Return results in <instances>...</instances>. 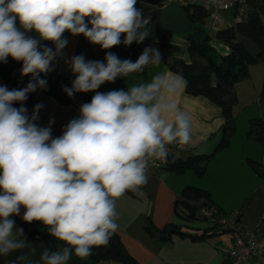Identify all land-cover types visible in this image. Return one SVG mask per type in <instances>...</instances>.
Instances as JSON below:
<instances>
[{
  "label": "clouds",
  "instance_id": "9594fccd",
  "mask_svg": "<svg viewBox=\"0 0 264 264\" xmlns=\"http://www.w3.org/2000/svg\"><path fill=\"white\" fill-rule=\"evenodd\" d=\"M137 0H0V63L21 62V75L32 79L22 89L0 86V256L26 247L15 215L26 223L39 221L48 235L63 242L58 250L44 248L38 261L17 256L23 264H69L105 246L119 225L116 200L147 183L150 161H165L168 146L191 140L190 121L174 97L185 87L181 74L157 73L127 90L99 92L117 78L158 66L160 52L146 47L135 62L106 51L105 61L75 55L65 61L75 76L64 87L68 97L94 92L60 136L51 124L37 125L43 107L31 116L23 107L29 93L46 88L41 73L67 45L64 33L83 35L101 50L123 43H142L150 17ZM29 33H35L30 35ZM124 36L121 41V36ZM51 42L53 48L42 44ZM21 107H14V104ZM171 118V119H169ZM35 254V248L31 249ZM15 264V262H13Z\"/></svg>",
  "mask_w": 264,
  "mask_h": 264
},
{
  "label": "crops",
  "instance_id": "0c3cea01",
  "mask_svg": "<svg viewBox=\"0 0 264 264\" xmlns=\"http://www.w3.org/2000/svg\"><path fill=\"white\" fill-rule=\"evenodd\" d=\"M136 7L142 10L145 17H150L148 25L150 35L142 43L133 42L130 46L121 43L109 50H101L98 45L91 44L83 35L73 36L65 32L64 38L68 43L62 50V54L56 57L60 75L72 84L75 76L65 61L75 55H83L86 61L104 62L106 51H110L121 60L129 59L135 62L146 47L153 46L158 49V43L162 41L164 44L178 47V51L173 53L166 47L161 49V54L167 60L180 58L188 62L186 37L192 32L193 26L183 7L173 2L150 7L139 0H137ZM226 18L229 19V15H226ZM29 34L35 35V33ZM123 39L122 35L121 41ZM184 48L187 60H185V55L179 54ZM6 64L13 69L14 73L21 71V66L10 58ZM157 73L175 75L162 61L158 66L150 65L142 73H133L128 77L117 78L112 83H105L97 91L127 90L133 85L150 81ZM0 86H4L1 80ZM185 88L186 86L173 99L189 118L191 140L172 157V162L186 161L193 157H209L205 172L198 177L191 170L179 175L170 168L161 171L148 170L146 184L136 191H126L116 200V222L119 225L116 234L125 251L138 264H264V257L251 262H241L217 252L216 245H230V235L227 233L201 241L181 239L177 236L166 239V236L161 233V230L169 224L178 226L182 232L191 235H198L209 227L199 212L195 215L196 220L189 223L183 222L175 214V203L183 201L182 190L187 186H193L208 191L213 205L220 211L239 212L240 229L243 232L255 231L257 238L264 243V178L252 170L247 163L248 159H252L261 162L264 167V154L260 146L264 142L258 143L246 137L251 119L264 120V115L262 116L260 111L262 109H254L246 113L244 118L233 114L232 109L233 134L228 146L218 149L226 123L220 108L204 97L188 95ZM29 94L37 104L43 105L38 113V126L48 127L49 120H54L51 124L54 138L62 134L64 127L71 119L79 117V108L86 103L79 97L73 96L69 104H60L38 89ZM85 94L92 99L95 93ZM234 95L236 104L245 96L244 92L239 94L235 86ZM247 104L248 102L245 104L246 107ZM238 119L242 120L238 122ZM243 121L246 127L244 132L241 127ZM187 203L199 207L204 202L199 200ZM23 212L24 209L21 207L20 215H15V217L23 220ZM15 228L19 227L15 225ZM51 239L56 250L61 248V241L53 237ZM32 248H35L34 255L31 254ZM43 249V240L35 236L28 245L26 255H29L32 261H38ZM69 264L88 263L80 262L72 257ZM99 264L120 263L101 262Z\"/></svg>",
  "mask_w": 264,
  "mask_h": 264
},
{
  "label": "trees",
  "instance_id": "16d2710c",
  "mask_svg": "<svg viewBox=\"0 0 264 264\" xmlns=\"http://www.w3.org/2000/svg\"><path fill=\"white\" fill-rule=\"evenodd\" d=\"M150 7H157L166 4L163 0H139ZM245 3L244 13L236 16L232 26L225 27L212 35H209L204 27L208 12L197 5L182 6L186 12L189 21L192 23L193 30L186 37L188 62L180 58H172L167 60L160 52V49L166 47L170 52H177L178 47L174 45L164 44L163 41L158 43L161 59L168 69L174 74H181L185 80L186 93L191 96H201L209 100L212 104L220 108L222 116L225 118L223 137L218 145V149H222L229 144V140L234 131L232 120V109L236 104L234 95V85L243 79L249 77V67L261 62L264 65V0H243ZM243 40L251 43L253 53L244 45ZM212 41L225 47L228 54L221 55L218 50L211 45ZM48 47L53 48L51 42L43 41ZM153 47V46H152ZM155 48V47H153ZM10 60L14 61L11 57ZM21 67V62H17ZM150 65L146 68L148 69ZM52 70L48 73H41L40 78L47 81L46 88H38L46 96L55 99L60 104H69L70 97L63 91L64 87H71L72 84L64 79L59 73V63L57 58L53 60ZM32 79L31 75L22 76L21 71L14 73L6 63H0V80L4 82L9 90L22 89L27 86ZM74 96L79 97L82 101L88 103L91 99L85 93H76ZM257 102L261 109L264 110V74L261 88L257 94ZM35 99L29 94L28 99L23 102V107L27 109V113L31 116ZM14 107H21L17 103ZM37 123V121H36ZM38 125V124H37ZM246 137L258 143L264 142V121L261 118L251 119L249 121ZM54 138V137H53ZM209 157H193L186 161L172 162L169 159L167 167L175 174H182L188 170L193 171L198 177H201L206 169ZM248 165L260 177L264 178V167L261 162L252 159L247 160ZM183 201L175 203V214L186 223L196 220V213L201 207H215L212 203L208 191L193 186L185 187L181 192ZM203 200V204L197 207L189 205L187 202H197ZM222 212V211H221ZM15 225L23 229V237L26 247L23 250L14 251L8 256H0V264H23L17 261V256L26 254L28 245L33 241L35 236H39L44 242V248L56 250L51 236L48 235L47 229L39 221L26 223L15 216L12 217ZM161 233L170 239L171 236H177L181 239L188 238L191 241H201L211 238L219 234H226L217 227L209 226L202 230L198 235L184 233L180 227L169 224L161 230ZM61 242V247H63ZM76 260L88 263L99 264L101 262H116L120 264H138L125 251L119 236L113 234L109 243L105 246L95 247L92 254L84 259L73 256Z\"/></svg>",
  "mask_w": 264,
  "mask_h": 264
},
{
  "label": "built area",
  "instance_id": "2783aa9c",
  "mask_svg": "<svg viewBox=\"0 0 264 264\" xmlns=\"http://www.w3.org/2000/svg\"><path fill=\"white\" fill-rule=\"evenodd\" d=\"M165 3H177L184 5H197L208 12V17L213 19V33L232 26L235 15L238 16L245 11L243 0H163ZM229 15V19L226 18ZM183 147L175 144L168 146V155L165 161H150L148 170L161 171L167 167L168 161ZM199 213L202 219L212 227L226 231L230 235V245L218 244L216 251L230 259L251 262L264 257V243H262L255 231L243 232L240 227V213H224L214 207H201Z\"/></svg>",
  "mask_w": 264,
  "mask_h": 264
},
{
  "label": "rangeland",
  "instance_id": "374dc122",
  "mask_svg": "<svg viewBox=\"0 0 264 264\" xmlns=\"http://www.w3.org/2000/svg\"><path fill=\"white\" fill-rule=\"evenodd\" d=\"M213 24V19L208 17L205 21L204 27L206 32L209 35L213 34V31L211 29ZM242 42L244 43V45L246 47H248L253 53H255L256 51L253 49L251 43H249L247 40H243ZM163 49V48H162ZM159 50V48H158ZM160 52H162V50L160 49ZM180 55H185L186 58L185 60H187V54H185V48L181 49V52L179 53ZM263 74H264V65L261 62H258L252 66L249 67V77L247 79H243V80H239L234 86L235 89L237 90V92L240 94V92H244V99L238 101L237 104L234 105L233 107V114H237L239 115V118H244L246 117V113L253 111L254 109H261L258 105L257 102V94L261 88V84H262V80H263ZM248 102V108L245 106V104ZM247 108V109H246ZM246 110V111H245ZM261 111V115H264V110H260ZM264 119V118H263ZM239 120L242 119H238ZM264 121V120H263ZM244 121L241 124L242 127V131L244 132V130L246 131V127H244ZM248 129V127H247ZM261 152L262 154H264V144H261ZM264 158V157H263ZM206 226V225H205ZM185 229V228H184ZM187 230V229H186ZM185 230V231H186ZM189 230V229H188ZM192 231V230H189Z\"/></svg>",
  "mask_w": 264,
  "mask_h": 264
},
{
  "label": "water",
  "instance_id": "95a60500",
  "mask_svg": "<svg viewBox=\"0 0 264 264\" xmlns=\"http://www.w3.org/2000/svg\"><path fill=\"white\" fill-rule=\"evenodd\" d=\"M211 45L215 47L221 55L228 54V50L225 47L217 44L216 41H212Z\"/></svg>",
  "mask_w": 264,
  "mask_h": 264
}]
</instances>
